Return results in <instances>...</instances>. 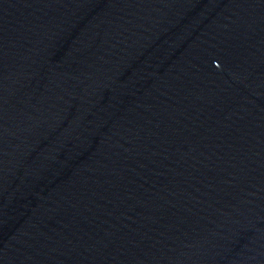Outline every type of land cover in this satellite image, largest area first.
<instances>
[{
    "label": "water",
    "instance_id": "water-1",
    "mask_svg": "<svg viewBox=\"0 0 264 264\" xmlns=\"http://www.w3.org/2000/svg\"><path fill=\"white\" fill-rule=\"evenodd\" d=\"M0 264H264V0H0Z\"/></svg>",
    "mask_w": 264,
    "mask_h": 264
}]
</instances>
